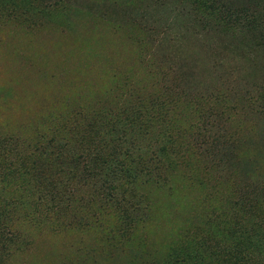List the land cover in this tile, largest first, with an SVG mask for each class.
<instances>
[{"label": "rangeland", "instance_id": "374dc122", "mask_svg": "<svg viewBox=\"0 0 264 264\" xmlns=\"http://www.w3.org/2000/svg\"><path fill=\"white\" fill-rule=\"evenodd\" d=\"M0 264H264V0H0Z\"/></svg>", "mask_w": 264, "mask_h": 264}]
</instances>
